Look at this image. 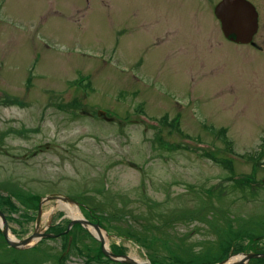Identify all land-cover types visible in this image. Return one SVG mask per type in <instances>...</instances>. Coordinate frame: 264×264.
Returning <instances> with one entry per match:
<instances>
[{
	"label": "rangeland",
	"instance_id": "1",
	"mask_svg": "<svg viewBox=\"0 0 264 264\" xmlns=\"http://www.w3.org/2000/svg\"><path fill=\"white\" fill-rule=\"evenodd\" d=\"M219 1L0 0V187L79 199L139 261L264 254V0H249L259 48L224 37ZM143 114L179 117L194 142ZM66 204L47 200L42 228L66 226ZM13 216L29 236L35 221ZM62 244L0 238V264H84L76 250L61 260Z\"/></svg>",
	"mask_w": 264,
	"mask_h": 264
},
{
	"label": "water",
	"instance_id": "2",
	"mask_svg": "<svg viewBox=\"0 0 264 264\" xmlns=\"http://www.w3.org/2000/svg\"><path fill=\"white\" fill-rule=\"evenodd\" d=\"M215 16L218 19L221 30L230 41L242 45L255 46L254 37L259 30V13L256 7L248 0H222L215 8ZM90 115L89 112L80 110L79 114ZM105 112H99V118L107 119ZM133 165V164H132ZM47 199H57L69 204L75 202L68 197L52 195ZM43 203V202H42ZM42 203L37 217V222L33 233L24 238L18 239L11 231L5 215L0 212V228L9 246L17 249L24 250L33 247L38 241L43 238H54L53 234L44 233V228H41L42 222ZM75 224H81L85 229L89 230L95 235L102 243V251L112 261L122 264H152L149 261H139L129 255H115L105 245L103 236V228L99 224H93L84 217L74 218L68 227L67 233ZM93 231V232H92ZM264 258V254L256 253H242L238 255H230L229 258L218 264H250L252 259Z\"/></svg>",
	"mask_w": 264,
	"mask_h": 264
},
{
	"label": "flooded vegetation",
	"instance_id": "3",
	"mask_svg": "<svg viewBox=\"0 0 264 264\" xmlns=\"http://www.w3.org/2000/svg\"><path fill=\"white\" fill-rule=\"evenodd\" d=\"M215 8H216V6H215ZM249 46L250 47L252 46V47H255V48L256 47L259 48V46L257 44L255 46H253V45H249ZM258 50H260V49H258ZM16 101H19V100L13 99V98L8 100V102H16ZM223 137H225V136H223ZM76 200L78 201L79 199H76ZM88 212H89V216L87 218L92 223H100L101 224L100 220L94 214H92L90 210ZM58 224H59L58 222H56V224H54V221L50 220L48 225L51 227V229H49V230L55 229V227ZM64 231L58 232V233H55V234L58 235L60 233H63ZM126 234H132V233L129 232V233H126ZM108 237H111V236L109 235ZM122 237L123 238L125 237L127 240L130 239L129 236H122ZM58 239H62L64 244H65V246H66V248H65V250L63 252V256L64 257H66L72 250H77L78 252H81L83 254L92 255L93 259H92V262L90 264H104L102 262V260H107L108 259L106 257H104V259H102V255H101L102 254L101 253L102 252V248H101V244L98 242L97 238L92 236L91 234H89L88 231H85L83 229V227L81 225H79V224L75 225L72 228L71 232L68 233L67 235L58 237V238H56L54 240H58ZM69 245H71V246L69 247ZM62 246H63V244H62ZM109 247L113 251V253H115L117 255L125 254L127 252L126 248H124L122 245L114 244V245L110 246V240H109ZM226 258H223V259L220 258L218 262H221V261L225 260ZM84 259H85V257H84ZM86 260H88V258H86ZM111 262L109 264H113V262L112 263ZM84 264H86L85 261H84Z\"/></svg>",
	"mask_w": 264,
	"mask_h": 264
},
{
	"label": "trees",
	"instance_id": "4",
	"mask_svg": "<svg viewBox=\"0 0 264 264\" xmlns=\"http://www.w3.org/2000/svg\"><path fill=\"white\" fill-rule=\"evenodd\" d=\"M174 122L177 123V122H178V118H176V119L174 120ZM161 123H162L163 126H170V127H172V128L175 127V124H174V123H170V124H169L167 120L162 121ZM228 145H230L229 142H228ZM206 156H207V155H206ZM220 163L223 164V165H226V163H225L224 161H220ZM31 199H33V198H31ZM23 204L26 205V206L30 209V208H31V205H32V201L25 200V201H23ZM27 207H26V208H27ZM32 207H33V208H36V206H32ZM10 208H11L13 211L16 210L15 206H13V205H11ZM20 216L23 217L25 221H30V220H31V217L29 216V214H24V215H20ZM9 220H11V219H9ZM15 220H16L18 223H20V221H19L18 218H16ZM62 230H63L62 227H58V228H56V229H53V232L56 233V232H59V231H62ZM14 231H15V230H13V232H14ZM0 238H1V239H4L3 234L1 233V230H0ZM236 250H246V247L240 246V247L237 248ZM252 262H253L254 264H255V263H256V264H264V259H257V260H253ZM61 264H62V263H61Z\"/></svg>",
	"mask_w": 264,
	"mask_h": 264
},
{
	"label": "bare ground",
	"instance_id": "5",
	"mask_svg": "<svg viewBox=\"0 0 264 264\" xmlns=\"http://www.w3.org/2000/svg\"><path fill=\"white\" fill-rule=\"evenodd\" d=\"M65 208L68 210V212L72 214V217L74 218L82 217V214L80 213V211L77 208L72 207L70 204H66ZM103 236H104L106 245H109V238L106 236L104 232H103Z\"/></svg>",
	"mask_w": 264,
	"mask_h": 264
}]
</instances>
